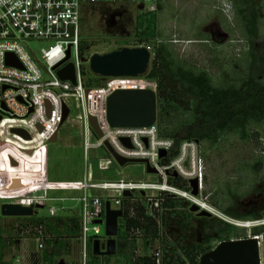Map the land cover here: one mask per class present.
<instances>
[{"label": "rangeland", "instance_id": "obj_1", "mask_svg": "<svg viewBox=\"0 0 264 264\" xmlns=\"http://www.w3.org/2000/svg\"><path fill=\"white\" fill-rule=\"evenodd\" d=\"M249 2L248 16L254 10L253 4H256L255 9L259 15L254 40L255 60L249 54V44L231 0H168L159 5L146 3L145 6L140 5L141 3H84L81 6V74L84 84L87 87L102 88L109 82V78L99 76L91 70L90 58L94 54L103 55L123 48L143 46L152 53L150 71L155 62L154 49L160 41L170 45L179 64L207 70L217 87L240 86L250 73L264 82V0ZM149 12H155L159 20L160 36L141 40L137 36L138 18ZM47 47L49 44L45 42L31 45L32 51L37 55ZM145 81L146 78L139 77L136 85H142ZM167 86L163 97H169L177 89L176 85L169 82ZM156 91L158 95V90ZM174 100L182 112L177 114L175 110H170L166 114L178 116L172 120H185L190 109V97L179 93ZM78 114L81 111L72 110V115L60 129L57 141L49 142L34 160L23 157L11 147L20 149L27 142L15 136H5L3 143H0V225L7 240L4 260L10 264H50L51 260L58 264H84L80 234L70 232L73 225L67 226L69 218L80 217L81 207L71 199L82 195L87 172L82 140L84 128H80ZM254 128L261 133L258 141L244 144L240 143L237 136L230 135L221 147L207 155L208 163L212 166L206 184L208 203L212 205L210 200L216 198L227 211L221 212L212 205L218 211L217 216L201 217L198 213H193L188 227L180 219L167 214H163V218L161 214L158 218L161 239L154 241L146 252L144 239L138 238L136 256H159L167 244H172L178 252L185 247H217L221 243L216 225L219 219L246 228L247 238L253 237L251 230L264 225V124ZM106 155L105 149L91 151L89 163L98 177L102 175L133 181L156 180L155 176L147 173L144 165L137 163H131L126 168L114 165L111 172H99L95 158ZM227 182H231V189L229 185H225ZM28 197L52 199L44 209L37 210L33 216L36 219H51L49 208L63 207L59 216L65 219L61 222L51 221L53 227L58 228L59 235L52 234L46 225L43 228L44 237L62 239L63 245L58 249L49 246L47 241L43 242L44 248L39 247V233L35 224L25 222L22 218H6L1 215L3 204ZM61 198L68 200H55ZM135 198L141 200L140 194L135 193ZM186 205L188 206L187 203ZM243 216H254L256 219L243 220ZM122 220L123 218L120 222ZM101 229L103 235L100 238L105 243V224L101 225ZM260 242L264 264L262 237ZM126 244L131 247L130 243ZM55 251H59L60 256L46 260V253L51 257Z\"/></svg>", "mask_w": 264, "mask_h": 264}, {"label": "built area", "instance_id": "obj_2", "mask_svg": "<svg viewBox=\"0 0 264 264\" xmlns=\"http://www.w3.org/2000/svg\"><path fill=\"white\" fill-rule=\"evenodd\" d=\"M167 1L0 0V143L5 136H15L28 144L20 149L11 147L23 157L34 160L54 136L58 139L60 129L72 115V110L81 111L77 119L80 128H84L82 140L87 172L82 195L71 200L81 207L80 241L84 264L88 259L89 242L97 239L103 242L100 238L103 235L101 224L97 222L105 221L107 202L111 203L112 209L123 210L125 216V200H130L126 208L130 218L136 217L139 203L147 204L148 211L153 214L154 209H159L162 201L170 197L185 200L190 209L197 206L200 212L218 215V211L208 203L209 196L204 195L212 166L198 140L178 143L173 138L162 137L157 123L140 128L111 127L107 120V101L114 92L149 89L141 87L145 83H150L153 91L157 92V82L146 79L144 84L137 86L138 78L109 77L106 87L92 88L84 84L81 74V6L84 3H141L145 6L146 3L158 5ZM38 42L49 44L40 55L31 49V45ZM10 54L15 57L14 64H8ZM17 63L19 65H15ZM69 64L75 67V84L62 80L58 74ZM66 109L69 115L64 121ZM90 117L97 119L102 136L91 127ZM14 130L24 131L29 139ZM100 149H105L107 155L95 158L99 172H111L114 165L126 168L137 163L144 165L147 173L155 176L156 180L98 177L89 160L91 151ZM164 152L166 155L162 156ZM116 155L130 163L121 166ZM149 168L155 173H149ZM194 181L198 184V195H194ZM127 191L131 192V197L125 196ZM135 193L140 194L141 200L135 198ZM51 200L28 197L13 203L23 207L46 206ZM55 200L64 202L68 199ZM62 208L51 206L50 216H58ZM43 231V227L38 228L40 248H44Z\"/></svg>", "mask_w": 264, "mask_h": 264}, {"label": "trees", "instance_id": "obj_3", "mask_svg": "<svg viewBox=\"0 0 264 264\" xmlns=\"http://www.w3.org/2000/svg\"><path fill=\"white\" fill-rule=\"evenodd\" d=\"M236 9L237 16L241 20L242 28L245 32L246 40L249 44V54L256 59L254 51V40L258 31L259 15L256 11V4H253V12L248 16L249 0H231ZM159 5V4H158ZM158 18L155 12H149L140 16L137 23V36L141 40H151L159 37ZM83 44V43H82ZM82 46V45H81ZM155 62L153 68L143 76L147 80L157 82V102H158V127L162 137L173 138L178 143L183 140H198L207 159L210 151L221 147L228 136H237L240 143H252L261 138V133L255 130V126L264 124V82L257 80L251 73L239 85H227L217 87L214 85L212 77L207 70H197L179 64L176 60L170 45L160 41L154 49ZM168 82L177 86L173 94L163 97V92L168 89ZM145 88L153 89L150 83L144 84ZM182 93L190 97V109L185 120H172L173 117L166 113L170 110L178 112L181 109L174 100L175 95ZM207 144L208 146H204ZM262 160V159H261ZM208 178L206 179L207 184ZM231 182L226 186L232 188ZM205 190V195L208 193ZM211 196V195H210ZM211 203L221 212H226L221 204L212 198ZM130 204V200H125V207ZM125 208V216L120 222L119 236L117 238V255L114 257H98L93 254V240L88 244V260L86 264H200V258L212 251L215 247L196 248L185 247L178 252L172 244L160 251V255L136 256L138 250L137 239L142 237L145 241L146 252L150 245L161 239V227L158 222L159 216L167 214L173 218L182 220L188 227L191 225L193 213L186 205L185 200L178 198H165L159 209H154L153 214L148 211V205L139 203L136 209L137 215L130 218ZM1 218V217H0ZM25 222L35 224L37 228L47 229L59 235L57 227H53L52 220L61 222L65 219L62 216L36 219L33 217L22 218ZM243 220H255L254 216H243ZM67 226L73 225V234H80V217L69 218ZM217 236L220 242L232 239L247 238L246 228L235 226L231 223L217 220ZM253 237H262L264 241V225L254 227L251 230ZM59 238V237H58ZM48 239L44 237L49 246L56 249L63 245L62 239ZM105 238V236H104ZM48 239V240H47ZM7 240L4 238V229L0 225V264H10L4 260ZM130 243L131 247H127ZM130 250V251H129ZM60 252L55 251L49 257L46 253L45 258L59 257ZM50 264H58L51 260Z\"/></svg>", "mask_w": 264, "mask_h": 264}, {"label": "water", "instance_id": "obj_4", "mask_svg": "<svg viewBox=\"0 0 264 264\" xmlns=\"http://www.w3.org/2000/svg\"><path fill=\"white\" fill-rule=\"evenodd\" d=\"M70 52H68V57ZM152 58L151 51L146 47L123 48L107 54H94L90 59L91 70L102 77H131L139 78L145 76L150 67ZM8 64H14V55H8ZM15 65H19L18 63ZM62 80H70L76 83L75 67L67 65L59 71ZM69 111L65 110L64 121L67 120ZM107 120L111 127H151L158 120L157 93L151 89H130L117 90L107 101ZM1 121V117H0ZM90 125L93 130L102 136L97 119L90 117ZM15 133L24 138L29 136L22 130H14ZM54 136L51 142H56ZM129 145V141L125 140ZM166 153H162L165 156ZM121 166L130 163L116 155ZM149 173L155 170L149 168ZM194 195H198L197 181L193 182ZM125 196L131 197V192H125ZM45 205L23 207L19 204L5 203L1 206V215L6 218H29L33 217L38 209H44ZM190 211L198 213L201 217H212L207 211L200 212V208L193 206ZM124 217L123 210H114L111 203H106L105 221H98V224H105V235L108 238L106 243L97 239L93 243V254L98 257H114L117 255V238L120 230V219ZM60 264H63L61 262ZM200 264H262L261 242L258 237L247 239H232L223 241L212 251L200 258Z\"/></svg>", "mask_w": 264, "mask_h": 264}, {"label": "bare ground", "instance_id": "obj_5", "mask_svg": "<svg viewBox=\"0 0 264 264\" xmlns=\"http://www.w3.org/2000/svg\"><path fill=\"white\" fill-rule=\"evenodd\" d=\"M20 141V140H19Z\"/></svg>", "mask_w": 264, "mask_h": 264}, {"label": "clouds", "instance_id": "obj_6", "mask_svg": "<svg viewBox=\"0 0 264 264\" xmlns=\"http://www.w3.org/2000/svg\"><path fill=\"white\" fill-rule=\"evenodd\" d=\"M259 238V237H258Z\"/></svg>", "mask_w": 264, "mask_h": 264}]
</instances>
